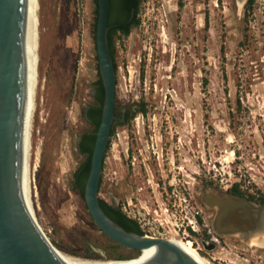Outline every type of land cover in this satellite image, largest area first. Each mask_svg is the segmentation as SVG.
<instances>
[{
    "label": "rangeland",
    "instance_id": "374dc122",
    "mask_svg": "<svg viewBox=\"0 0 264 264\" xmlns=\"http://www.w3.org/2000/svg\"><path fill=\"white\" fill-rule=\"evenodd\" d=\"M38 3L34 218L62 252L123 258L126 249L112 245L72 187L85 160L78 139L91 129L86 110L96 103V5ZM137 22L129 36L114 35L115 106L134 115L115 124L99 197L114 196L145 235L190 240L214 264L263 263L264 244L211 243L215 211L200 197L237 184L253 202L264 198V0H141Z\"/></svg>",
    "mask_w": 264,
    "mask_h": 264
},
{
    "label": "water",
    "instance_id": "95a60500",
    "mask_svg": "<svg viewBox=\"0 0 264 264\" xmlns=\"http://www.w3.org/2000/svg\"><path fill=\"white\" fill-rule=\"evenodd\" d=\"M109 7L110 0H98L96 47L105 100L85 187L86 205L96 226L126 249L141 252L165 248L148 264H198L167 239L125 231L100 205V181L111 129L115 122L124 121L114 114L116 73L108 41ZM31 61V0H0V264H82L56 253L30 212L25 181V129ZM81 140L80 137L78 145ZM111 201L114 205L113 196ZM200 201L215 211L212 227L218 236H239L248 243L264 234V204L216 189H204ZM204 245L208 250L214 249V245Z\"/></svg>",
    "mask_w": 264,
    "mask_h": 264
},
{
    "label": "trees",
    "instance_id": "16d2710c",
    "mask_svg": "<svg viewBox=\"0 0 264 264\" xmlns=\"http://www.w3.org/2000/svg\"><path fill=\"white\" fill-rule=\"evenodd\" d=\"M122 3V10L126 14V19L120 23L118 26H113L108 23L109 26V32H108V41H109V48L110 53L113 59L114 64V70L115 73L118 71V66L115 61V46H114V35L116 33H121L124 36H129L131 29L138 23L137 22V16L141 4V0H120ZM94 3L96 5V24L95 27H97V17H98V0H94ZM249 3L253 4L254 0H249ZM134 12L133 16L132 13ZM97 60H98V56ZM98 71H99V64H98ZM95 104L91 105L89 107V111L85 114V120L91 125V129L82 133L80 137L82 138L80 144L78 145V149L81 152L83 156H85V160L79 165V167L75 170L73 173V179H72V187L74 191L77 193V195L81 198V201L84 204L85 209L87 210L88 214L91 216L90 212L88 211V207L85 202V187L86 183L90 174L91 170V160L92 155L94 151V146L96 142L97 132L101 123L102 113H103V106H104V100H105V90L101 78V74L99 71V80L97 82V89L95 94ZM138 112H142L143 114L146 113L145 108H139L137 109ZM114 114L118 119L124 118V121H127L130 117L134 115V113L131 112V110H126L125 113H123L121 110H119L116 106L114 109ZM119 123V122H118ZM115 122L111 129V134H113V130L115 128V124H118ZM105 160V158H104ZM104 164V161H103ZM102 181H100V187H101ZM239 186L235 184L231 190L237 191L240 194H242L239 191ZM100 191V188H99ZM253 201V200H252ZM100 205L106 215L113 220L115 223L120 225L125 231L136 233L138 235H145L144 232L141 230L138 223L133 220L132 218H127L122 210L119 208L116 213L113 214V209L111 208L110 204L103 199H99ZM260 204H264V198L260 200ZM92 218V217H91ZM93 220V218H92ZM94 221V220H93ZM140 254V252H139ZM86 258V257H85ZM86 259H94V258H86ZM97 259V258H95ZM99 260H102L98 258ZM118 259H126V258H118Z\"/></svg>",
    "mask_w": 264,
    "mask_h": 264
},
{
    "label": "bare ground",
    "instance_id": "6f19581e",
    "mask_svg": "<svg viewBox=\"0 0 264 264\" xmlns=\"http://www.w3.org/2000/svg\"><path fill=\"white\" fill-rule=\"evenodd\" d=\"M39 0H31V25H32V61H31V74L28 89V100H27V112H26V129H25V181H26V191L27 198L30 207V212L33 215L30 203V184L32 181L31 177V130L32 124L35 119L34 110L35 107V95H36V85H37V65L39 61L38 56V9ZM242 3V2H241ZM35 107V108H34ZM37 164V163H36ZM171 243L179 247L184 253L191 257L198 264H214L203 257L197 249L193 247L192 241L188 240L186 242L180 240H169ZM251 244H264V234L261 236L253 237L249 240ZM56 253L72 259L74 261L80 262L82 264H148L154 259L158 258L161 254L165 252V248L158 249L156 247L145 249L141 251V255L137 258L127 259V260H96V259H85L70 255L68 253L62 252L55 248Z\"/></svg>",
    "mask_w": 264,
    "mask_h": 264
},
{
    "label": "flooded vegetation",
    "instance_id": "af4514ba",
    "mask_svg": "<svg viewBox=\"0 0 264 264\" xmlns=\"http://www.w3.org/2000/svg\"><path fill=\"white\" fill-rule=\"evenodd\" d=\"M243 0H240V2H242ZM126 19V14L123 12L122 10V3L120 0H110V7H109V16H108V23L110 25H113V26H118L120 23H122L124 20ZM95 94V91L94 93ZM95 96V95H94ZM87 112L89 111V108L86 110ZM225 194L227 195H231V196H235V197H241V198H245L249 201H252V199L250 197H248L247 195L245 194H240L239 192L237 191H233V190H229L227 191ZM111 197L110 196V200H111ZM114 197V196H113ZM115 198V197H114ZM253 202V201H252ZM111 208L113 209V214L116 213V211L119 209L117 207V202H116V198H115V204L113 205L112 204V201L109 203ZM123 214L131 219L130 216H128L126 213L123 212ZM111 240V239H110ZM112 242V245L114 246H118V248H123L124 250L126 249L125 247L123 246H120L119 244H117L116 242H114L113 240H111ZM130 251V250H129ZM128 249H126V253H123V254H119L120 257H130L132 255L131 252H129ZM134 251L133 253H139V251H135V250H132Z\"/></svg>",
    "mask_w": 264,
    "mask_h": 264
},
{
    "label": "built area",
    "instance_id": "2783aa9c",
    "mask_svg": "<svg viewBox=\"0 0 264 264\" xmlns=\"http://www.w3.org/2000/svg\"><path fill=\"white\" fill-rule=\"evenodd\" d=\"M196 224H197V219H195L193 222H192V229L195 230V227H196ZM214 230V229H213ZM209 233L212 235V238L210 239L211 243L213 244H220V236H218L215 231L213 232L212 229L209 230ZM210 243V242H208ZM261 264H264L261 263Z\"/></svg>",
    "mask_w": 264,
    "mask_h": 264
}]
</instances>
